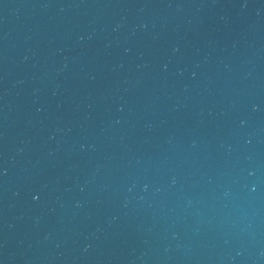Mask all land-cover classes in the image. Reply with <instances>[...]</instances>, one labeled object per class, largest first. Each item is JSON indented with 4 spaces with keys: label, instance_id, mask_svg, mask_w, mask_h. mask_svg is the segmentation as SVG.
Returning <instances> with one entry per match:
<instances>
[{
    "label": "water",
    "instance_id": "water-1",
    "mask_svg": "<svg viewBox=\"0 0 264 264\" xmlns=\"http://www.w3.org/2000/svg\"><path fill=\"white\" fill-rule=\"evenodd\" d=\"M0 264H264V0H0Z\"/></svg>",
    "mask_w": 264,
    "mask_h": 264
}]
</instances>
